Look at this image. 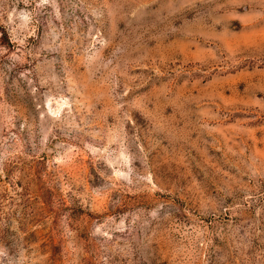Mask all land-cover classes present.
I'll list each match as a JSON object with an SVG mask.
<instances>
[{
	"label": "rangeland",
	"instance_id": "1",
	"mask_svg": "<svg viewBox=\"0 0 264 264\" xmlns=\"http://www.w3.org/2000/svg\"><path fill=\"white\" fill-rule=\"evenodd\" d=\"M3 34L0 264H264V0H0Z\"/></svg>",
	"mask_w": 264,
	"mask_h": 264
},
{
	"label": "trees",
	"instance_id": "2",
	"mask_svg": "<svg viewBox=\"0 0 264 264\" xmlns=\"http://www.w3.org/2000/svg\"><path fill=\"white\" fill-rule=\"evenodd\" d=\"M6 36H5V34H3L2 36H1V38H0V41H2L3 40V38H5ZM3 43V42H2Z\"/></svg>",
	"mask_w": 264,
	"mask_h": 264
}]
</instances>
